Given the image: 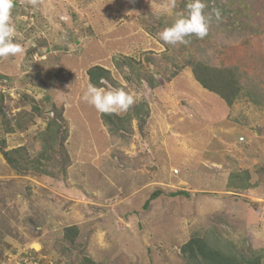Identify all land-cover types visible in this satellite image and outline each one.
I'll list each match as a JSON object with an SVG mask.
<instances>
[{
	"label": "rangeland",
	"instance_id": "rangeland-1",
	"mask_svg": "<svg viewBox=\"0 0 264 264\" xmlns=\"http://www.w3.org/2000/svg\"><path fill=\"white\" fill-rule=\"evenodd\" d=\"M187 3L176 0L174 12ZM168 4L15 0L14 42L24 52L0 58V147H22L28 168L14 169L0 151L8 204V212L0 204V227L30 218L22 230L39 236L53 264H82L86 255L103 264H186L181 248L195 235L264 249V103L242 97L228 106L186 63L238 66L244 92L258 84L263 94L264 0H212L221 19L203 39L177 46L157 35L175 18L155 14ZM95 65L110 72L102 88L138 97L119 114L129 122L122 132L83 100ZM56 110L68 160L46 135ZM242 178L249 188L231 186ZM70 225L80 228L75 243L64 238Z\"/></svg>",
	"mask_w": 264,
	"mask_h": 264
},
{
	"label": "trees",
	"instance_id": "trees-1",
	"mask_svg": "<svg viewBox=\"0 0 264 264\" xmlns=\"http://www.w3.org/2000/svg\"><path fill=\"white\" fill-rule=\"evenodd\" d=\"M207 1V9L217 8L220 10V7L215 4H211L212 0ZM215 5V6H214ZM190 59V58H189ZM186 63L192 67V72L195 79L201 84V86L207 89L210 92L215 93L221 99H223L228 106H232L237 100L242 97L249 98L250 101L256 105L264 103V93H261V88L258 84H255L247 89L244 92V86L241 82V74L239 73L238 66H213L207 62L201 60H186ZM109 70L106 68L95 65L88 70L89 79L91 84L101 87V80L103 78L110 79ZM177 73L173 74V77ZM168 80H171L169 78ZM152 85L155 83V80L149 81ZM148 112H143V115H147ZM103 122L109 127L113 133H119L128 129L127 125L129 124L128 118L116 114H101ZM136 115V114H135ZM138 117V116H137ZM141 116L140 120L145 122L146 119ZM59 119L64 121L63 114L61 111L56 110V117L53 118L47 128L46 135L50 138L52 144L57 143L55 146L58 147L56 150L57 153H64L69 159L66 151L64 142L68 136V132L65 131L64 135L61 136V129L63 127L59 123ZM3 142L0 147V151L4 155L5 160L9 165L14 169L25 173L28 167H25L28 162L26 158L23 157L19 152L23 149L16 148L13 150H7ZM65 151V152H64ZM38 169V168H37ZM39 170V169H38ZM43 173L50 174L46 170H43ZM242 183L237 185L232 183L231 186L238 187L241 189H247L250 187L247 178H242ZM157 193H154L151 199H154ZM180 193V192H179ZM80 236V228L77 225H70L64 228V238L71 243H75L78 237ZM211 240L207 236L195 235L187 243H185L181 250L183 257L187 261L186 264H264V249H253L248 247L246 249H239L234 243H231V249L221 247L217 245V238L213 241L215 236H212ZM82 264H103L97 262L94 258L89 256H84Z\"/></svg>",
	"mask_w": 264,
	"mask_h": 264
},
{
	"label": "clouds",
	"instance_id": "clouds-1",
	"mask_svg": "<svg viewBox=\"0 0 264 264\" xmlns=\"http://www.w3.org/2000/svg\"><path fill=\"white\" fill-rule=\"evenodd\" d=\"M35 6L37 0H29ZM15 6V0H0V58L13 57L24 52V48L14 42L16 37V27L12 23L11 13ZM176 8V0H169V4L156 10L157 16H174L173 22L158 32V37L164 43L170 46L187 45L190 43L191 37L203 39L209 33L210 25L213 18L216 21L221 19V12L217 8H213L210 12H206L207 4L205 0H188L186 10L183 13L174 12ZM104 81L101 80V84ZM138 97L124 89L105 90L89 84L83 94V100L93 106L102 114H116L127 112L129 108L136 103ZM226 103V102H225ZM28 249L23 250L24 254L19 252H10L7 254L15 255L17 259H23ZM32 252V250L30 251ZM35 259V254L32 252ZM23 262L25 263H34ZM3 264H6L3 260Z\"/></svg>",
	"mask_w": 264,
	"mask_h": 264
},
{
	"label": "crops",
	"instance_id": "crops-1",
	"mask_svg": "<svg viewBox=\"0 0 264 264\" xmlns=\"http://www.w3.org/2000/svg\"><path fill=\"white\" fill-rule=\"evenodd\" d=\"M3 201L4 200L0 198V204H2ZM2 208L3 212H8L7 203H3ZM8 214L9 213H7L6 215ZM2 215L3 214L0 213V220ZM17 217L15 218V222L9 221V223L7 224V228L0 227V264H3V260H6L7 254H12L14 252L21 253L23 250L30 248L35 250V252H33L35 254V262L25 264H48L49 262L53 264V262L56 261V258L52 257L53 254H50L51 252L49 253L48 249H43L45 247V244L39 240V236H36L33 233H26L25 231L23 232L22 224L24 221L29 220L30 218L28 219L19 215V218L23 219V221H17ZM1 222L2 221H0V223ZM8 226H10V228ZM37 245L40 247L39 249L37 248ZM38 252L40 253L38 254L40 259L36 257V254Z\"/></svg>",
	"mask_w": 264,
	"mask_h": 264
},
{
	"label": "built area",
	"instance_id": "built-area-1",
	"mask_svg": "<svg viewBox=\"0 0 264 264\" xmlns=\"http://www.w3.org/2000/svg\"><path fill=\"white\" fill-rule=\"evenodd\" d=\"M32 252L28 251L25 253L23 259H17L15 255H9L5 260L6 264H23V262H31L34 260Z\"/></svg>",
	"mask_w": 264,
	"mask_h": 264
}]
</instances>
